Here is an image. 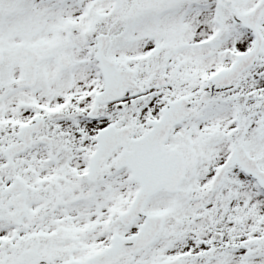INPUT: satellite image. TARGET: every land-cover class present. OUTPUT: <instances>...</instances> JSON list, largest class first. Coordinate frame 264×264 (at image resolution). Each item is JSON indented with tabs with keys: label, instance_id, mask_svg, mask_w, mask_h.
Masks as SVG:
<instances>
[{
	"label": "snow or ice",
	"instance_id": "1",
	"mask_svg": "<svg viewBox=\"0 0 264 264\" xmlns=\"http://www.w3.org/2000/svg\"><path fill=\"white\" fill-rule=\"evenodd\" d=\"M0 264H264V0H0Z\"/></svg>",
	"mask_w": 264,
	"mask_h": 264
}]
</instances>
